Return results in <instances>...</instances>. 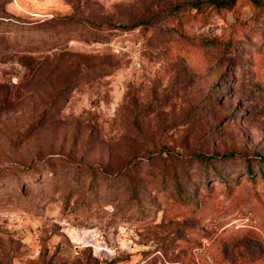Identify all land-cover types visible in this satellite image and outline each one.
Instances as JSON below:
<instances>
[{
  "label": "rangeland",
  "instance_id": "obj_1",
  "mask_svg": "<svg viewBox=\"0 0 264 264\" xmlns=\"http://www.w3.org/2000/svg\"><path fill=\"white\" fill-rule=\"evenodd\" d=\"M187 1L0 0V264H264V4Z\"/></svg>",
  "mask_w": 264,
  "mask_h": 264
},
{
  "label": "trees",
  "instance_id": "obj_2",
  "mask_svg": "<svg viewBox=\"0 0 264 264\" xmlns=\"http://www.w3.org/2000/svg\"><path fill=\"white\" fill-rule=\"evenodd\" d=\"M237 0H192V1H187L185 4L188 6H192L195 8L200 7V5L202 3H209L211 5H213L215 8H228L231 7ZM250 2H252L254 5H262L264 4L263 2L259 1V0H250ZM143 23V20H139V21H134L131 24H121L119 26H121L122 28L125 29H130V28H134L140 24ZM197 158L201 161H209L212 157L210 155H205V154H198ZM247 171L251 172V167L247 166Z\"/></svg>",
  "mask_w": 264,
  "mask_h": 264
}]
</instances>
